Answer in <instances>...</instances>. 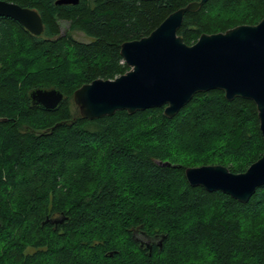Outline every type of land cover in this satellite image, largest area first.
I'll return each instance as SVG.
<instances>
[{
  "label": "trees",
  "instance_id": "16d2710c",
  "mask_svg": "<svg viewBox=\"0 0 264 264\" xmlns=\"http://www.w3.org/2000/svg\"><path fill=\"white\" fill-rule=\"evenodd\" d=\"M7 1L37 9L44 30L0 17V264H264V184L242 203L184 175L215 164L239 173L261 157L251 99L214 89L171 118L159 107L91 120L72 99L129 70L120 45L194 0ZM263 17L264 0H207L185 12L177 34L191 45ZM36 88L63 99L33 105Z\"/></svg>",
  "mask_w": 264,
  "mask_h": 264
},
{
  "label": "water",
  "instance_id": "95a60500",
  "mask_svg": "<svg viewBox=\"0 0 264 264\" xmlns=\"http://www.w3.org/2000/svg\"><path fill=\"white\" fill-rule=\"evenodd\" d=\"M79 0H55V5H75ZM207 0H194L170 13L155 29L140 39L124 41L120 55L129 70L113 79L96 78L74 90L72 99L83 119L129 114L163 108L173 117L194 94L220 89L227 100L251 99L257 108L264 138V17L256 24H242L224 32L201 34L191 45L177 34L184 14L196 11ZM0 17L17 21L33 35H40L43 21L34 9L0 0ZM33 105L54 109L63 99L56 88L30 91ZM160 166H172L157 161ZM178 166V165H177ZM190 186L208 192L220 191L246 203L264 184V153L239 173L219 164L185 167ZM149 249L150 242H142ZM161 246V242L158 243Z\"/></svg>",
  "mask_w": 264,
  "mask_h": 264
},
{
  "label": "rangeland",
  "instance_id": "374dc122",
  "mask_svg": "<svg viewBox=\"0 0 264 264\" xmlns=\"http://www.w3.org/2000/svg\"><path fill=\"white\" fill-rule=\"evenodd\" d=\"M59 26H60V30L61 32H65L68 31V22L66 21H59ZM72 36L79 40V41H83V42H87L89 41V38L87 36H85L82 32L80 31H72ZM140 240V238H138ZM144 243L147 241H143Z\"/></svg>",
  "mask_w": 264,
  "mask_h": 264
},
{
  "label": "flooded vegetation",
  "instance_id": "af4514ba",
  "mask_svg": "<svg viewBox=\"0 0 264 264\" xmlns=\"http://www.w3.org/2000/svg\"><path fill=\"white\" fill-rule=\"evenodd\" d=\"M4 1H7V0H4ZM7 2H11V1H7ZM14 3V2H13ZM17 4V3H16ZM19 5V4H18ZM69 5V4H68ZM71 5V4H70ZM21 6V5H20ZM22 7H24V6H22ZM28 8H31V7H28ZM31 9H34L35 11H37V13L40 15V13L38 12V10L37 9H35V8H31ZM59 21H64V20H59ZM59 21H58V23H59ZM67 29H69V25H68V28ZM43 30H44V25H43ZM43 30H42V32H41V34L43 33ZM28 31V30H27ZM62 33H64V32H62ZM40 34V35H41Z\"/></svg>",
  "mask_w": 264,
  "mask_h": 264
}]
</instances>
